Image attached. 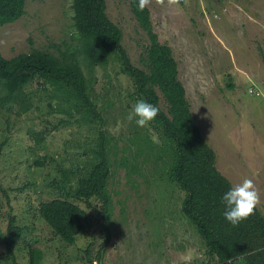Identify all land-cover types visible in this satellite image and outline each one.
<instances>
[{
    "label": "rangeland",
    "instance_id": "rangeland-1",
    "mask_svg": "<svg viewBox=\"0 0 264 264\" xmlns=\"http://www.w3.org/2000/svg\"><path fill=\"white\" fill-rule=\"evenodd\" d=\"M146 5L159 40L173 50L217 167L232 184L253 180L256 207L264 215V0H146ZM107 12L122 28L131 61L143 68L150 41L129 0H107ZM73 15L72 0H27L26 14L0 26L1 53L11 58L34 49L61 57L74 52L80 43ZM75 57L93 80L89 91L100 114L96 131L78 119L81 114L56 112L51 88L39 79L21 94L31 104L28 111L0 108V228L6 232L10 216L24 228L14 256L0 240V264H30V246L44 253L41 264L209 263L207 244L183 211L186 190L155 158L161 151L137 155V132L148 133L157 146L163 142L151 122L139 127L128 118L140 100L132 79L117 57L92 72L80 51ZM161 105L166 109L163 98ZM101 131L116 151L108 180L112 204L106 211L100 199L92 198L90 206L74 200L87 211L89 228L70 244L40 217L39 203L60 195L63 171L72 177L71 169L92 162ZM38 158L40 164L34 162Z\"/></svg>",
    "mask_w": 264,
    "mask_h": 264
},
{
    "label": "trees",
    "instance_id": "trees-1",
    "mask_svg": "<svg viewBox=\"0 0 264 264\" xmlns=\"http://www.w3.org/2000/svg\"><path fill=\"white\" fill-rule=\"evenodd\" d=\"M129 2L150 41L142 55L143 68L133 64L123 46L122 28L108 15L107 0H72L80 43L76 50L81 52L90 72L108 64L111 57H117L122 71L132 79L139 99L159 109L150 122L160 134L163 145L157 146L148 133L137 132L134 138L137 155L147 152L155 156L156 151H161L155 158L162 161V172L186 190L183 211L207 244L213 258L207 264H239L241 258L245 259L241 264H264L263 213L256 207L238 225H232L222 216L224 205L220 198L232 183L217 167L216 152L201 132L179 77L172 48L159 40L148 6L140 10L138 0ZM26 3L27 0H0V26L14 23L26 14ZM76 50L62 52L61 57L34 49L11 58L0 51V108L13 113L28 111L31 104L23 101L21 94L27 85L39 79L51 88L52 98L57 102L56 112L70 116L81 114L79 120L97 126L100 114L89 91L93 80L85 75L75 57ZM161 98L166 109L161 105ZM95 126H91L94 131ZM107 135L103 131L98 134L92 162L71 169L72 177L68 171H63V179L56 189L60 195L39 203L40 217L67 243H75L77 235L89 228L87 211L74 200L90 206L92 198L100 199L106 211L112 204L108 180L113 165L111 153L116 154V151L112 150L115 145ZM39 160L41 158L34 162L40 164ZM122 164L127 165L128 161L122 160ZM75 177L76 183L72 184ZM23 231L24 228L16 224L15 216H10L6 232L0 228V240L8 254L15 255L16 246L23 240ZM43 254L40 248L30 246L29 263L41 264Z\"/></svg>",
    "mask_w": 264,
    "mask_h": 264
},
{
    "label": "clouds",
    "instance_id": "clouds-1",
    "mask_svg": "<svg viewBox=\"0 0 264 264\" xmlns=\"http://www.w3.org/2000/svg\"><path fill=\"white\" fill-rule=\"evenodd\" d=\"M146 0H138V7L143 10ZM159 109L144 99L137 100L128 115L139 127L145 126L158 115ZM221 201L224 205L222 216L232 225H238L249 217L259 202V192L250 178H244L222 193Z\"/></svg>",
    "mask_w": 264,
    "mask_h": 264
}]
</instances>
